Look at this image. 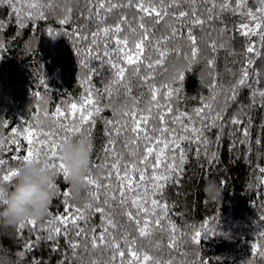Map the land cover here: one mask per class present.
<instances>
[{
    "label": "trees",
    "instance_id": "16d2710c",
    "mask_svg": "<svg viewBox=\"0 0 264 264\" xmlns=\"http://www.w3.org/2000/svg\"><path fill=\"white\" fill-rule=\"evenodd\" d=\"M100 2L13 0L9 4L8 0H0V139L5 142L4 150L0 151V159L5 161L0 166V176L9 168H18L22 162L13 157L27 155L26 148L31 147L24 135L15 136L14 132L29 128L33 132L52 131L63 137L64 130L52 119L55 109L59 107L64 113L58 117L60 121L78 124L83 105L85 111H93V116L79 133L69 134L68 138L83 134L91 139L93 153L87 176L91 175L101 185L97 189L86 183L83 189L73 193L63 174L51 170L55 196L47 215L37 221L35 228L28 224L24 229L0 228V264H121L122 259L127 264L132 259L129 243L133 240L132 249L141 254V259L143 254H148L152 258L149 264H155L156 260L160 264H264V257L260 255L264 252V172H261L264 169V98L259 95L264 92V43L259 36L264 33V23L257 34L248 36L242 34L244 29L240 27L242 24L255 26L256 22L242 13L251 9L260 16L256 12L261 7L260 0H245V6L237 11H221L220 5L226 0H214L215 8L213 0H176L175 3L173 0H103V8ZM139 3L161 11L159 23L154 12L139 10ZM227 3L233 9L236 7V0H227ZM33 4L37 7H30ZM165 10L167 15L163 14ZM40 11L44 13L42 19L37 16ZM181 11L188 15L178 18ZM66 17L67 23L61 24L60 20ZM196 17L204 23L191 24ZM140 23L145 25L149 35L144 41L140 72L136 74L133 71L136 66L125 64L123 53H117L115 39L127 37L129 48H134L144 35ZM116 25L122 30L110 31L105 37L102 29ZM188 31L196 37L199 51L195 59L191 57ZM97 32L96 43H93V33ZM156 41H161L159 48L167 52L165 57H160L156 51ZM105 44L110 57L104 55ZM250 45H254L252 53L247 52ZM109 58L127 69L124 80L118 84H111L115 69L108 64ZM149 58L153 63L151 68L147 67ZM157 59L162 61L159 65L155 64ZM249 59L253 61L251 65L247 63ZM209 60L214 61L212 66ZM245 68L248 71L246 85L236 88L233 99L232 89ZM181 73L183 81L178 78ZM153 87L158 89L156 101H152ZM169 88L173 90L170 99L166 96ZM89 99L92 104L87 103ZM73 103L77 105L74 117L70 109ZM206 103L213 106L212 115L220 112L223 119L216 122V127L205 129L206 142L202 139L199 144L181 143L186 156L182 171L166 183L162 195H154L150 175L155 153L149 158L145 181L140 182L139 169L144 166L139 162L148 141L141 134L137 142L132 143L135 139L130 131L132 120L123 113L135 109L137 117L149 115L147 109L151 107L148 122L151 135H160L158 130L152 132L153 127L162 126L158 119L160 114H165L169 129L182 135L180 123H172L173 118L184 114L182 123L188 124L191 117L195 126L200 127L201 120L195 110ZM164 106L171 107L172 112L167 113ZM95 107L100 108L99 113H95ZM207 114L205 109L204 115ZM233 118L241 123H231ZM210 123V119L204 121L205 125ZM164 138L170 139L168 133ZM13 139L19 142V147L11 143ZM175 155L179 163V149ZM117 163L121 176L125 165L135 163L138 167L136 172H128L130 177L136 178L138 191L126 192L124 205L120 204L121 181L112 167ZM163 167L161 165V169ZM208 180H214L219 186L220 199H206L203 188ZM14 182L15 178L0 186L7 194ZM95 192L99 193V200L93 198ZM111 195H115V199H111ZM134 195L149 201L145 205L149 211L151 199L168 204L167 215L159 226L154 223L156 216L137 214L131 205ZM87 204H92L93 208L86 209ZM96 207H103L105 212H96ZM76 208L86 217L76 222L83 233L77 236V228L69 223L67 236L61 234L55 240L47 239L49 231L55 227L64 231L56 217L75 216ZM129 210L133 219L125 214ZM156 211L159 215L160 209ZM145 218L151 221L148 234L140 236L139 227L143 226ZM136 219L141 221L140 225ZM205 230H214V233H204ZM195 231L204 233L198 244L191 239ZM93 232L97 238L104 232V242L97 239L95 248L92 247ZM113 240L125 252L123 258L117 253L114 261L112 257L117 250L113 248ZM70 241L78 245L75 254L69 247ZM29 243L32 244L30 250Z\"/></svg>",
    "mask_w": 264,
    "mask_h": 264
},
{
    "label": "snow or ice",
    "instance_id": "6c2138e0",
    "mask_svg": "<svg viewBox=\"0 0 264 264\" xmlns=\"http://www.w3.org/2000/svg\"><path fill=\"white\" fill-rule=\"evenodd\" d=\"M13 0H8L9 4H12ZM175 3L176 0H173ZM194 2V0H193ZM261 7L256 9V12L260 13V16H257L256 13H254L251 9H248L246 14L251 21H255V26L250 27L248 24H242L240 27L244 29L242 34L244 36H248L250 33L251 34H257V30H259L262 27V23H264V0H260ZM99 6L101 8L104 7L103 0H101ZM116 5H112L111 7H115ZM163 6V5H162ZM245 6V0H236V7L233 9L230 7V5L227 3V0L225 3H222L220 5V10H231V11H237ZM30 7H37V5L33 4L30 5ZM111 7L108 8V11H111ZM138 9L145 12V13H151L154 12L155 16L157 17V23H159L160 18H162V13L161 11L153 8H145L143 3H139L137 5ZM213 7L215 8L216 5L213 0ZM164 15H167V11L165 10ZM188 13L185 11H181L178 14V18H183L187 16ZM193 17H195V11L192 13ZM29 16L32 18H36L33 16L31 13H29ZM38 18H44V13L43 11H40L37 14ZM212 17L210 16L209 19ZM143 17H141V20ZM191 24L193 25H202L204 23V20L196 17L192 19ZM61 24L67 23V17L64 19L60 20ZM139 27L144 30V35L143 37L138 40L134 48H129V40L127 37L120 38L116 37L115 39V44L117 45V53H123V61L127 65H135L136 67L133 69L134 73L138 74L140 72V67L139 65L143 62V57H144V41L148 39V29L145 27L143 23L139 24ZM122 29L120 28L119 25H116L114 28L113 27H104L102 29L103 34L105 37L108 36L110 31H115L116 33H119ZM135 31V30H133ZM51 34V33H50ZM99 33H93V43H96V36ZM173 35H176L175 30H173ZM260 40L262 43H264V33H260ZM86 39V37H85ZM187 39L191 42L192 45V51H191V57L195 59L198 55V48L196 47V37L192 34L191 31H188L187 33ZM161 41H156L155 43V48L156 51L159 52L160 57H165L167 55V52L164 50H161L159 48V44ZM105 47V56L110 57L109 51H107V44L104 45ZM213 50L216 49V45H212ZM254 51V45H250L247 48L248 53H252ZM91 50H89V53ZM259 55V53H257ZM187 59V56L185 57ZM150 61V58H149ZM162 61L160 59H157L155 61V64L159 65ZM248 65H251L253 61L249 59L247 61ZM108 64L111 66V68L115 69V79L112 80L111 84H118L121 81L124 80L125 77V72L127 69L123 66H121L119 63H114L111 58L108 60ZM209 66H212L214 64V61L209 60L208 61ZM153 66V63L150 61L147 64V67L151 68ZM179 80L183 81L184 75L183 73L179 74L178 76ZM248 78V71L247 69H242V75L241 78L237 81V84L233 87L232 89V98H235L236 95V88L239 86L246 85V81ZM111 84L109 85V88L107 91L110 92L111 90ZM165 88H168L167 85L164 86ZM212 87L215 89L217 86L214 83ZM157 92L158 89L153 87L152 89V101L157 100ZM36 95H39L37 93ZM173 95V90L170 88L166 92V96L170 99ZM259 95L264 98V92H260ZM89 96H91V93H89ZM215 99V96L213 97ZM87 103L92 104L93 101L89 99ZM156 107H161L160 104H156ZM166 107V112L171 113L172 108L169 106H164ZM212 105L211 104H204L202 108H197L195 110L196 115L200 117L201 120V126L196 127L195 122L192 120L191 117H188V124L182 123V117L184 114L177 115L173 118L172 123H180L181 126V131L182 135H178L175 131V129H169V127L166 126L165 123V114H160L158 119L161 121L162 126L159 129H156L155 127L152 128V132H156L157 130L159 131L160 135L159 136H153L149 133L148 131V122L150 119V113H151V107L147 109L149 115H143L141 114L139 117H137L136 110L133 109L131 111H125L123 115L125 116H130L132 120V125L130 128V131L135 135V139L132 141V143H136L137 140L140 138V135L143 134L145 139L148 141V143L145 145V155L141 158L140 164H142L144 167L142 169H139V181L144 182L145 181V172L148 170V161L150 157H153L154 155V162L151 165V175H150V181L152 182V188H153V194L155 195L156 193L163 194V191L166 187V183L173 179L174 174H179L182 171V165L186 160L185 156V150L181 147V143L183 141H189L190 143L195 142V143H200L203 140L206 142V137H203V133L206 128L210 129L213 127H216V122L218 120H222L223 117L220 114V112H216L215 115H212ZM71 109V115L74 117L76 115V110H77V105L75 103L70 105ZM205 109L208 110L207 116L204 115ZM95 113H99L100 108L95 107L94 108ZM64 113L62 112L61 108L57 107L55 109L54 114H52V119L56 121L58 127L60 129H63L65 132V135L63 137H58L57 133H54L52 131H44V130H38L36 132H33L29 128H25L23 132H14L15 136L19 135H24V138L27 139L28 145H31V147L26 148L27 155L21 156V157H13V159H18L22 163H27L35 160L36 162H39L41 160V156L44 157V161L46 162L47 167L50 170L55 171L56 173H62L64 179H67V172H66V167L63 163L62 157L60 156V149L63 143L67 142L69 140V134H74V133H79L81 131L82 126L89 121V118L93 116V111L88 110L85 111L83 105L80 108L79 112V122L78 124L73 121L71 123H65L63 121H60L58 119L59 116H63ZM47 116V113H46ZM210 119L211 123L205 125L204 121ZM94 123V122H93ZM110 123H112L110 121ZM231 123L233 124H239L241 123L240 120L233 118L231 120ZM143 125V127H142ZM127 125H124L126 127ZM117 134H119V129H116ZM168 133L170 139L164 138V134ZM188 133H191V136L187 135ZM244 135L247 136L248 132L247 129L244 130ZM40 137H44L45 139H40ZM35 140V143H34ZM11 143L16 144L17 147H19V142L15 139L11 141ZM157 145L160 147L157 148ZM5 147V142L4 140L0 139V151H3ZM177 149H179V163H177V155H175ZM169 153H172L169 155ZM197 154H199V150L197 149ZM59 161L57 163L56 161ZM5 164V161L3 159H0V166H3ZM161 165H164L163 169H161ZM114 169H116V175L117 179L121 181L119 185V196L121 197L120 204L124 205L126 203L124 197L126 192H131V193H136L138 191V187L136 185V178L135 177H130L128 175L129 171L136 172L138 170L137 164L133 163L131 165H125V172L124 175L121 176L119 172V163L114 164L112 166ZM18 168L12 169L9 168L5 174L0 176V185H2L4 182H11L17 175H18ZM261 172H264V169H261ZM111 176V173H109V177ZM87 183L90 185H94L97 189L101 187L99 184L98 180L93 179L91 175L87 176ZM55 185L52 183L51 188H54ZM106 187H111V185H107ZM144 191L147 192V186L144 187ZM6 195L4 189L2 186H0V199H3V197ZM65 196L69 195V193H64ZM92 196L94 199L99 200V193L95 192L92 193ZM111 199H115V195L110 196ZM107 200H105V204H107ZM66 206L67 201L65 202ZM149 203L148 200H145L144 197H141L139 195H134L131 199V205L136 209L137 214H146V217H151V216H156V219L154 223L159 226L161 224V219L166 217L167 215V210H168V204L167 203H161L160 200L158 199H151L150 204H151V211L145 205ZM86 209H92L93 205L92 204H87ZM157 209H160V214H157ZM98 213H104L105 209L103 207H96L94 209ZM75 212L77 215L71 216V215H65V216H60L56 217V219L59 221L61 225L64 227V231L62 233L61 227H55L54 229H51L49 231V235L47 239L49 240H55L56 237L60 236L63 234L64 236L68 235V225L69 223L72 224L73 227L77 228L76 235L80 236L83 233V229L79 227V225L76 223L77 220H86V217L84 216L83 212L81 211L80 208H76ZM129 219H133V213L132 211H126L125 213ZM37 221L35 220H28L25 223L20 224L18 227L20 229H24L25 225H31L33 228H35ZM49 224L52 223L51 220L48 221ZM107 223L109 225H112L114 227V224H112L111 220H108ZM137 225H140L141 221L139 219H136ZM151 221L148 218H145L143 221V226L139 227V235L140 236H145L148 234V229ZM104 232H107V228L104 229ZM104 232H101L99 237L97 238L95 232H93L92 236V247L95 248L97 247V239H99L100 242H104ZM172 232H175V226H172ZM213 232L214 230H205L204 233H209ZM201 231H195L194 235L191 237L193 243H200L201 238L203 237V234ZM126 243H129L127 240L125 241ZM135 244V240L131 241L129 243V252H130V259L127 264H149V262L152 260V258L148 254H143L142 259H141V254L133 250L131 245ZM171 246V245H170ZM28 249L30 250L32 248V244H28ZM69 247H71L74 250L75 254V249H77L78 245L75 242H69ZM258 246L254 245V248ZM113 248L116 249V253L113 254L112 260L114 261L116 259V254L118 253L119 257L123 258L125 256V252L120 249V244L113 240ZM260 255L264 257V252H261ZM121 264H125L123 259L121 260ZM155 264H160L159 260L155 261Z\"/></svg>",
    "mask_w": 264,
    "mask_h": 264
},
{
    "label": "clouds",
    "instance_id": "9594fccd",
    "mask_svg": "<svg viewBox=\"0 0 264 264\" xmlns=\"http://www.w3.org/2000/svg\"><path fill=\"white\" fill-rule=\"evenodd\" d=\"M92 153L93 143L83 134L61 146L66 181L73 193L79 192L87 183ZM18 170L12 189L0 199V228L14 229L28 220L39 221L47 215L55 196L51 188L52 171L44 160L22 163ZM203 191L210 201L220 199L222 194L214 180L206 181Z\"/></svg>",
    "mask_w": 264,
    "mask_h": 264
}]
</instances>
